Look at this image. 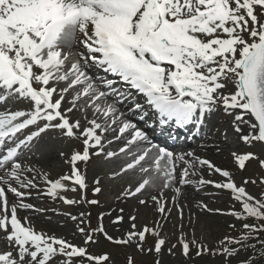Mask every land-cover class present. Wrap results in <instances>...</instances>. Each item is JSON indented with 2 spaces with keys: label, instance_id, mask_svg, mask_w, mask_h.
<instances>
[{
  "label": "snow or ice",
  "instance_id": "snow-or-ice-1",
  "mask_svg": "<svg viewBox=\"0 0 264 264\" xmlns=\"http://www.w3.org/2000/svg\"><path fill=\"white\" fill-rule=\"evenodd\" d=\"M148 111L161 133L205 132L233 167L153 143L127 118L144 120ZM221 114L223 126L213 132ZM114 142L118 151L109 150ZM117 156L130 159L105 171ZM253 161L260 172L240 175ZM53 162L68 169L55 179L38 167ZM136 169L141 178L114 198L135 203L126 209L100 199L105 178ZM250 184L264 186V0H0V264H114L111 253L89 250L101 238L129 250L125 264H138L133 250L161 264L165 249L176 256L177 248L186 260L219 256L224 264L252 249L238 264H256L257 246L264 257V190L253 194ZM186 187L231 201L227 211L195 202L200 215L188 223L200 222L199 239L194 227L191 238L183 230ZM33 193L69 206L56 214L72 222L73 239L19 215L49 211L26 202ZM72 206L85 207L73 214ZM93 206L105 209L95 226ZM148 208L157 218L141 223ZM173 209L181 223L169 245ZM208 214L234 217L241 228L230 224L237 235L210 246Z\"/></svg>",
  "mask_w": 264,
  "mask_h": 264
},
{
  "label": "rangeland",
  "instance_id": "rangeland-1",
  "mask_svg": "<svg viewBox=\"0 0 264 264\" xmlns=\"http://www.w3.org/2000/svg\"><path fill=\"white\" fill-rule=\"evenodd\" d=\"M19 106H17V107H19ZM125 109H127V108L124 107V110H122V111H125ZM145 120L146 119L141 120L140 125H142V127L139 125L140 128L146 129L148 122H145ZM120 146H122V145L116 144L114 146H111V148L109 150L117 151V149ZM52 147L54 149V146H52ZM246 150H248V149H246L245 146H243L239 151L243 152ZM207 155H209V154L202 155V156H206V157L214 160L216 163H218L221 166H225V167H229V168L233 167V165L231 163V157L229 154H226V155L225 154H214V155H209V156H207ZM128 160H129V157H127V156H117L115 158H112V160L109 161L105 165V171H108L111 169L118 170L119 167L123 166V164L125 162H127ZM56 164L58 165L59 168L62 169V174L68 170L66 165H62V164H58V163H56ZM259 172H260V170L258 168L257 163L255 161H253V162L248 164L247 171L241 173L240 175L248 176V175H252L253 173H259ZM140 178H141L140 174L138 172L132 171V170H130L120 180L112 181V180H108L107 178H105V194L103 197H100V199L103 201L104 199L108 198V199L113 201L112 206L117 207L118 203L115 202L114 198L116 195L119 194V191L122 189V187L127 186L126 182L135 185L137 180H139ZM238 182H239V180H238ZM38 183H42V182L39 181ZM42 185H43V183H42ZM262 190H264V186H261L259 184H257V185H251L250 184L248 186V191L253 193V194H259ZM214 192H215V190H213V189L205 190L204 194H200L201 195L200 197L195 196V198L205 201L206 203L209 204V207H211L213 209L220 208L223 211H227V209L229 207H231V201L227 198L226 195L221 197L220 199H217V196L213 194ZM71 195H74V194L68 193V196H71ZM39 198H41V196ZM39 198H35V193H33V197L31 198V199H35V200L38 199V203H41V204H36L37 208H41V205H43V203H47L46 201H42ZM88 198L89 199L93 198L91 196V192L88 193ZM131 203H135V202L129 201L125 204L129 207ZM181 203L186 205V207L184 208V221H183V223H184L185 227L183 230L185 233L188 234V237L191 238L192 234H193L192 228L194 227L195 228V236L199 239L202 235L200 222L197 220V221H195V223L193 225H189L188 221H189L190 214L195 213L196 216H199L201 210L199 211L194 206V204L191 202H185L184 200H181ZM57 206L58 205L51 204L49 210H51L52 212L48 213L47 215H41L42 219H44V220H56V219L60 220V219L65 218L63 216L56 214V210L61 211V209ZM84 207L85 206H75V208L73 207L72 209L74 211H79V210H82ZM236 207L239 208V205L237 204ZM102 210H105V209L95 207V206L91 207L90 211L93 213L92 218H91V222H92L93 226H95L97 224L96 217L98 216L99 212ZM208 215H209V218L211 221V223L209 225L210 230H205L203 235H204L205 241L207 243H209L210 246L214 247L217 240L221 239L226 234H230L233 236L237 235L236 230L229 228L230 224H235L236 229L241 228V227H239V224L242 221H237L234 217L227 216V215H220V214H208ZM33 218L35 219L36 216H34ZM155 218H157V217L153 216L152 209L149 208V211H146L141 216L140 222L141 223H145V222L151 223V221ZM194 219H195V217H194ZM201 219H202V217H201ZM180 223H181V221L179 219V216H178L176 210L173 209L170 222L166 226L165 232H164V234H166L170 237V239L168 241L169 245L176 242V236L179 235V232H180V228H179ZM71 230H72L71 234H73L74 227L71 228ZM173 233H175L176 235H173ZM262 238H264V234H262ZM68 239H70V237ZM75 242L80 243L81 241L78 239V241H75ZM149 242H151V241H149ZM89 250L91 252H94L97 254L103 253V252L111 253L114 264H125L126 257L129 254V250H127V249L117 248L111 244H108V245L105 244L103 242V238L100 239V242L98 244L90 246ZM176 252H177L176 256H170L167 254V251L165 249V252L162 255L161 264H224L223 257L204 256L201 258H197L193 255L192 259L186 260L184 257H182L178 254L179 248L176 249ZM133 254L136 255V259L138 261V264H153V260L155 259L154 256H141L139 254H136V253H134V250H133ZM239 259H245V258L241 254L240 257L234 258L232 260L236 261L238 264ZM231 261H229L230 262L229 264H232Z\"/></svg>",
  "mask_w": 264,
  "mask_h": 264
},
{
  "label": "bare ground",
  "instance_id": "bare-ground-1",
  "mask_svg": "<svg viewBox=\"0 0 264 264\" xmlns=\"http://www.w3.org/2000/svg\"><path fill=\"white\" fill-rule=\"evenodd\" d=\"M95 72V70H93ZM115 79V78H114ZM118 87H120V85H117ZM133 95H135V92L133 91ZM143 97H139V101L143 102ZM19 105H16L15 107H17ZM19 107H22V105H20ZM122 109V105L120 106ZM131 117H134L136 120H133L134 123L137 124V126L139 127V120H137L140 116V113H135L133 115H130ZM129 116H127L128 118ZM148 119V121H150V125L153 126L154 129H156L155 134H152L149 130H145L148 132L150 139L152 140L153 143L161 145V146H166L168 147L170 150L174 151L177 154H181V153H186L189 151H195L197 155H214L216 154L215 152V148L212 146V138L206 134L205 132H200L197 133L195 129L189 131L188 129H175L174 131H171V134L169 135L167 132H165V136L162 137L161 135V131L159 129L158 126H156L154 124V114L152 111H148V115L146 117ZM226 118L223 117V115H219L213 118V122L209 125V127L212 128V131L214 132L216 128L222 127V121L225 120ZM189 133V134H188ZM187 134L188 137H191L190 141H185L187 139ZM52 136L51 133L48 134V137H46L45 139H49V137ZM167 136V137H166ZM111 138V137H109ZM164 138V139H163ZM215 139L217 141L220 140L219 135L217 134ZM181 140V142L179 143V141ZM49 143L54 146H56V141L55 140H50ZM118 143L114 142L112 144V146L116 145ZM244 145H239L238 146V150H240ZM54 150V149H53ZM221 154H228L227 149H225V151ZM207 155V156H209ZM115 158V157H114ZM130 159V158H129ZM33 163H36L35 160L32 161ZM38 167H42L44 171H47L50 173V178H57L59 175H62V169L58 167V165L56 164V162H53L52 165L50 166L49 164H41L38 165ZM136 172L139 173V170L136 169L134 170ZM91 175V174H90ZM39 182V181H38ZM41 187H43L42 183H40ZM207 190H211V189H207ZM185 193L188 195V199L184 200L183 198L181 200H184L185 202H191L195 205V202L198 201L199 199L195 198V196H201L200 194H204L203 192H196L195 189L193 187H186L184 189ZM76 195V194H74ZM74 195L69 196L70 198L73 197ZM11 199V197H10ZM42 201H46L47 203H43V205H41V208L44 209H48L50 208L51 204H55L58 205L57 207H59L61 209V211H66L69 210V206L67 205H63L62 202L60 201H53L50 198L41 195V198H39ZM26 202L28 203H33V204H41L38 203V199H31L29 198ZM119 207H125L126 209L128 208V206L125 203L122 202H117ZM133 204V203H131ZM130 204V205H131ZM37 206V205H36ZM75 208V206L71 207V211H73V214H75L77 211H74L72 208ZM199 210V209H198ZM146 211H149L148 209H141V216L143 215V213H145ZM200 211V210H199ZM52 212L51 210L46 211L44 213H38V212H32L31 210L25 212V211H21L19 213V215L21 217L23 216H36L35 220V227L40 230H46L49 231V233H55L58 236H64L66 238L73 239V234L71 228L74 227V225L72 224V222L70 220H66V218L63 219H56V220H44L42 219L41 215H47L48 213ZM105 224L109 225V218H105ZM128 225L125 222V224L123 225L124 228H126ZM109 232L114 233V234H119L115 232V228L112 226L108 227ZM79 238H77L75 241H78Z\"/></svg>",
  "mask_w": 264,
  "mask_h": 264
},
{
  "label": "trees",
  "instance_id": "trees-1",
  "mask_svg": "<svg viewBox=\"0 0 264 264\" xmlns=\"http://www.w3.org/2000/svg\"><path fill=\"white\" fill-rule=\"evenodd\" d=\"M248 222H252V221L249 220ZM259 252H260V249L257 246L256 253H255V256H254V259L256 260V264H264V257L260 256ZM241 254H243L244 258L246 259L248 256L253 255V250L249 249L246 252H241ZM231 262L235 263L234 260H232Z\"/></svg>",
  "mask_w": 264,
  "mask_h": 264
}]
</instances>
